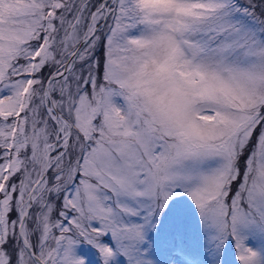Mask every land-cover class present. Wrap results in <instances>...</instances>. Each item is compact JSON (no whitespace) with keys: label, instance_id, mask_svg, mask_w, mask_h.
<instances>
[{"label":"snow or ice","instance_id":"1","mask_svg":"<svg viewBox=\"0 0 264 264\" xmlns=\"http://www.w3.org/2000/svg\"><path fill=\"white\" fill-rule=\"evenodd\" d=\"M0 264H264V0H0Z\"/></svg>","mask_w":264,"mask_h":264}]
</instances>
